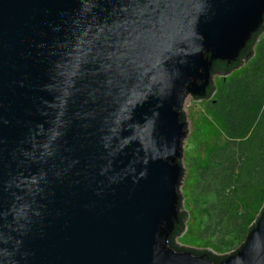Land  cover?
<instances>
[{
  "label": "water",
  "instance_id": "obj_1",
  "mask_svg": "<svg viewBox=\"0 0 264 264\" xmlns=\"http://www.w3.org/2000/svg\"><path fill=\"white\" fill-rule=\"evenodd\" d=\"M262 27L264 0H0V264H264V209L220 263L171 242L183 108Z\"/></svg>",
  "mask_w": 264,
  "mask_h": 264
},
{
  "label": "trees",
  "instance_id": "obj_2",
  "mask_svg": "<svg viewBox=\"0 0 264 264\" xmlns=\"http://www.w3.org/2000/svg\"><path fill=\"white\" fill-rule=\"evenodd\" d=\"M211 75L222 79L218 85L211 83L204 101L222 125L226 141L209 153L205 163L195 165L191 199L199 239L232 256L244 246L264 209V27L236 62H216ZM188 218V213H180L172 245L186 231ZM214 255L216 263L226 258Z\"/></svg>",
  "mask_w": 264,
  "mask_h": 264
},
{
  "label": "rangeland",
  "instance_id": "obj_3",
  "mask_svg": "<svg viewBox=\"0 0 264 264\" xmlns=\"http://www.w3.org/2000/svg\"><path fill=\"white\" fill-rule=\"evenodd\" d=\"M221 79V76H215V84L218 85ZM207 104L206 101L195 102L188 99L183 108L187 116L189 135L183 147L185 177L181 186V193L184 198L183 211L188 213L189 218L186 221V231L177 240V244L184 248L206 250L219 256H226L230 254L229 251L219 253L212 245L199 239V220L191 199V193L197 179L195 165L205 163L209 153L226 141L222 125L209 113Z\"/></svg>",
  "mask_w": 264,
  "mask_h": 264
}]
</instances>
